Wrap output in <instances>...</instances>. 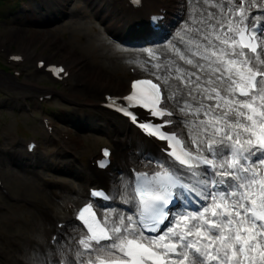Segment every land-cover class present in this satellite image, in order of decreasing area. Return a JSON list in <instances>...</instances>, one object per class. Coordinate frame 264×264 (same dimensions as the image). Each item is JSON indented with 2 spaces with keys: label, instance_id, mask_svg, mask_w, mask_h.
<instances>
[{
  "label": "rangeland",
  "instance_id": "rangeland-1",
  "mask_svg": "<svg viewBox=\"0 0 264 264\" xmlns=\"http://www.w3.org/2000/svg\"><path fill=\"white\" fill-rule=\"evenodd\" d=\"M114 1L106 0L108 5ZM47 4L57 11L56 15L51 14V24L45 23V16L51 13ZM188 5L185 20L176 37L162 47L141 48L136 51L120 46L117 39L119 31L110 30L103 19L106 10L98 12L86 0H70L67 7L58 6L53 0H25L18 15L6 17L8 24L0 25V46L8 51L31 55L36 53L51 62H65L67 65L77 58L84 63L83 73L74 74L69 87L60 88L67 97H60L47 107L49 113H52V109L56 111L54 117H60L56 123L58 131H67L72 136L68 147L74 155H68L64 151L56 153L62 144L55 138L50 139L42 128L39 118L45 107H39L36 103L35 113L16 116L10 104L16 96L41 93L35 89L45 90L51 85L50 80L35 72L34 60L26 63L21 82H12L3 72H9L2 63L3 55L6 54L0 52V98L7 101V106L0 107V160L5 182L18 200L9 202L0 194V208L5 207L4 210L0 209V264H38L42 258V250H49L48 236L54 227L51 223L71 217L80 198L81 202L84 200L79 191H84L88 185H97L79 176L84 173L94 176L89 168L88 157L97 154L101 145H111L115 137L110 121L95 111L88 102L94 100L85 94L91 91V81L103 86L101 95L123 93L130 79L129 67L138 66L143 74L159 78L164 83L169 105L176 114L179 113L175 104L178 100L185 106L199 108L204 104L211 103L214 106L219 102L222 107H212L213 116H223L224 111H228L234 114V119L226 118L227 121L238 118L243 121V116L238 117L236 113L239 105L231 103L234 99L238 101L234 90L228 91L231 83L225 85L220 78L238 75L240 69L244 68L241 63H231L232 60L241 61L232 40L227 44L222 43V40L232 38L228 28L237 26L236 23L229 25L226 21V16H233L235 9L230 12L223 0H188ZM105 8L107 9V5ZM56 17L61 19H55ZM11 33L17 37V41L12 44L3 41V37ZM49 43L53 45L50 48L56 47L60 52L44 49ZM233 52L236 53L235 56ZM225 69L231 71L225 72ZM196 71L206 76L208 87L196 81ZM124 77L125 86L119 88L116 82ZM26 82L34 85L33 89L27 87ZM214 87L226 90L227 95L222 97L230 103L226 104L221 97L211 100ZM95 101H101V97ZM63 107L67 109V113L62 115L59 108ZM216 109L221 112L220 115L216 113ZM182 117L180 126L185 130L190 146L195 149L189 136L192 130L188 126L189 120L197 116L191 114L189 117ZM111 122L124 130L121 121L112 119ZM196 125L193 131L196 135H202L199 119ZM231 131L235 136L239 134L241 139L245 138L239 130ZM131 135L135 144L141 146L138 138ZM31 138L39 139L43 147L36 158L27 156L22 148V141ZM12 162L15 164L12 165ZM115 207L110 208V211ZM47 212L53 216L50 226L46 222ZM52 260L53 264H57L54 258Z\"/></svg>",
  "mask_w": 264,
  "mask_h": 264
},
{
  "label": "snow or ice",
  "instance_id": "snow-or-ice-1",
  "mask_svg": "<svg viewBox=\"0 0 264 264\" xmlns=\"http://www.w3.org/2000/svg\"><path fill=\"white\" fill-rule=\"evenodd\" d=\"M238 12L242 15L237 21L235 35H247L250 42L264 40V29L258 31L259 25L249 27L245 23L247 17L243 15V7ZM228 31H233L231 26ZM229 40L233 44L236 42L229 37L222 40V43L227 44ZM243 47H249V44H244ZM250 50L256 52L255 47ZM235 55L233 52V56ZM239 55L244 56L245 53L241 51ZM259 59L257 53L256 60ZM231 63L251 65L252 60L246 58L241 61L232 60ZM230 71L231 69H225V72ZM249 72L264 75L259 67H250ZM238 75L239 81L232 79L230 75L227 77L231 80L228 91L232 92L233 85H236L240 95L250 99H234L231 103L247 108L253 114L237 111V116H244L247 121L242 123L239 118L227 121L228 111H224L223 116L215 119L217 124L224 121L226 127H212L211 131L205 128L206 138L199 142L193 141L195 152L184 148L175 134L170 135L162 130L170 121L165 120L159 125L139 122L137 114L128 111L127 106L119 109L138 123L148 135L167 141L162 151L168 156L189 169L201 166L206 168L199 174L201 178L192 189H186L184 185L180 191L174 192L179 181L170 171L172 166L166 160L157 161L161 165L159 170L151 175L140 173L137 176L132 193V199L136 203L135 216L125 217L121 214L112 221L111 214L106 210L101 226L92 206L84 207L79 212V219L87 228L84 237L79 239V245L83 249L78 251V255L82 257L81 264H184L185 261L188 264H210L212 260L216 264H264V223H257L258 220L264 221V179L259 176L261 169H264V80L259 81L260 88L257 89L255 82L242 83L245 78L242 74ZM220 78L223 79V76ZM248 81H252V75L248 77ZM141 84L149 85V90L142 97L144 103L141 106L161 120L163 116L170 115L166 109L148 108L149 104L156 105L161 97L158 96V90L152 91L157 89V85L150 81H136L132 88L135 90ZM135 98L133 92L126 100L132 102ZM257 101L260 103L257 104ZM112 103L114 105L115 101ZM225 103L230 102L225 99ZM210 107L221 108L222 105L218 102ZM235 128L249 135L242 140L236 134L234 139L231 129ZM173 140L176 144H181L179 152L173 146ZM191 174L198 175L195 171ZM229 177L235 182H229ZM193 189H196L201 200L208 203L194 207L191 211H178L183 207L181 198L191 203L186 191L190 193ZM86 214H91V222L86 219ZM165 219H168V225L158 237L145 235V231H158L157 225ZM181 227L184 230L178 231ZM102 240H111L112 243L102 245ZM93 241L98 247H93ZM189 250H194L191 256Z\"/></svg>",
  "mask_w": 264,
  "mask_h": 264
},
{
  "label": "bare ground",
  "instance_id": "bare-ground-1",
  "mask_svg": "<svg viewBox=\"0 0 264 264\" xmlns=\"http://www.w3.org/2000/svg\"><path fill=\"white\" fill-rule=\"evenodd\" d=\"M54 3L56 5H60L62 6V2L64 3V6L67 7L70 4V0H53ZM87 3L89 2V4L91 5V7L98 11L101 12L102 10H106L103 14V19L107 22L108 24V28L112 31H119L120 33L123 32H127L128 28L130 26H132V22H130L129 24L126 23L125 19H129V16L126 15V13L124 12V3H121L120 5V1L122 0H115L113 4H109L108 2H106V0L104 1H100L99 2H93L95 0H86ZM229 4L231 5H235V6H240V7H253L256 6L258 7L261 4L262 0H228ZM49 6V9H51V13L47 14L45 17V23L47 24H51L53 21V18L51 17L53 15H56L57 11L52 10L51 6L49 4H47ZM107 5V9L105 8V6ZM242 5V6H241ZM121 6V7H120ZM64 7V8H65ZM263 7V6H262ZM252 9V8H250ZM257 10V9H256ZM47 12V11H46ZM173 14H178L181 15L180 12H177V10L173 9L172 10ZM236 14L234 13V16ZM232 15H227L226 16V21L229 23V25L235 23V21H239L240 18L237 17V15L234 17ZM55 19H61L60 17H56ZM138 20V19H135ZM134 20V21H135ZM257 21L263 22L264 23V18L263 19H257ZM231 22V23H230ZM39 32H43V31H39ZM38 31H36V33H39ZM13 33L8 34L6 36H4V40L8 42L9 44L15 43L17 41V37L16 36H12ZM35 34V33H34ZM33 37V36H32ZM30 37V38H32ZM30 40V39H29ZM230 41V40H229ZM29 41H26V43H28ZM50 46H53L51 43L47 44L46 47L44 49H51L53 51H56L57 53L60 52V49L56 48V47H52L50 48ZM3 47V46H2ZM44 49L42 51V53L44 52ZM68 58V57H66ZM262 61L264 63V56L262 57ZM75 62V63H74ZM73 63H71L70 65L76 64V68L74 70V74L75 72L78 73H83V64L80 60V58L75 59ZM238 68L240 66H237ZM237 76V75H236ZM236 76L234 77L235 80ZM125 80L126 78H121L119 80H117L116 84L119 88H123L125 86ZM223 84L225 85H229V83H231V80L228 81V79L226 77L223 78L222 80ZM91 85V91L86 92L85 94L89 95L92 99H94L93 101H88L91 104H100L102 102H104V100L101 101H95L96 98H98L99 96L101 97V92L103 91V86L100 85L99 83H94L92 82ZM27 87H31L33 89L32 85L30 82H26L25 83ZM215 88V87H214ZM35 90L37 91H42L39 88H36ZM128 90V89H127ZM122 93H115V95H119ZM123 95V94H122ZM213 96V97H212ZM211 96V100L213 99H217L218 96L216 94L213 93V95ZM176 106L179 109V115L181 116H185V117H189L191 114L192 115H196L197 118H191L189 120L190 125L188 126L189 129H191L192 131L189 132V136H191L192 139V144L193 141H197L199 142V139H203L206 138L207 133L204 131L205 128H208L211 131L212 127H219L220 125H223L226 127V124L223 123V121H220L219 124H217L216 121V116H213V109L212 107H210L208 104H210L211 106H213L211 103L208 104H204L202 108L195 107L192 105H183L179 100L175 102ZM240 112V111H239ZM207 113V115H206ZM244 118V116H243ZM199 119V124L202 125L201 128V133L202 135H196V133L193 131V129H196L197 125L196 122ZM245 119V118H244ZM242 123H244L242 121ZM111 127L113 128L112 131L114 133V137L116 139L115 144H116V152L114 153L115 156V161H116V169L113 173L109 174V175H103V176H97L96 179L91 176V174H87L84 173V175H80L79 177L82 179H87L90 182H97L100 183L104 186H106L107 188H109V190L115 195L116 197V202H117V209L115 211L112 212V214L115 215H120L121 210H124V213L126 215H124L125 217L128 216V214H130L135 206V202L132 199V192L131 189L129 187V174L127 172L128 167H130V165H134V159L133 157L136 155L138 157V163L140 166H145V165H152L153 163L157 164V161H159V157L156 153L151 152V150L149 148H153L152 145H150L148 142H146L143 138H141V146H137L135 144V142L133 141L134 139L132 138L131 132L127 129L124 128V130H121L120 127H118V125H116L115 123L111 122L110 123ZM223 127V128H225ZM235 130H239L240 132H242L243 135H249L247 132H244L243 130L239 129V128H235ZM233 136L235 137V135L233 134ZM142 143L146 144L147 146L143 145ZM207 153V152H205ZM151 161V163H150ZM199 173H203V172H199ZM198 173V174H199ZM261 178L264 179V169H261ZM201 176L197 175V176H190L189 177V181L192 183V185L196 184L197 180L200 179ZM255 187V186H254ZM79 194L83 197V198H87V196L85 195V191L80 190ZM254 198H258V197H254ZM79 200V199H78ZM81 200V198H80ZM79 200V201H80ZM124 204H128V206H125ZM47 216L48 219L46 220L47 225L50 226L51 220L53 221V216L47 212ZM212 219H216L215 217H212ZM56 220H54L51 223V226H53L55 224ZM61 222H65L66 226L64 228H62V233L63 235L61 236V238L59 239V242L56 244L55 246V251H56V256L58 257H63L67 260L68 264H73V262L78 261V247L72 243V240L75 237L81 236L82 234V230L81 229H76L73 226L74 221L71 218H68L67 220L61 221ZM125 223H127V220L125 219ZM54 230H56V227H54ZM212 251L214 252L215 249L213 248ZM39 251H37L38 253ZM55 257V253L54 250L49 248V250H46L45 248L42 250V258L41 260L38 262V264H53V258ZM81 261V260H80Z\"/></svg>",
  "mask_w": 264,
  "mask_h": 264
},
{
  "label": "trees",
  "instance_id": "trees-1",
  "mask_svg": "<svg viewBox=\"0 0 264 264\" xmlns=\"http://www.w3.org/2000/svg\"><path fill=\"white\" fill-rule=\"evenodd\" d=\"M5 1L0 8H7L9 12L14 13L18 9L21 8V4L19 0H3Z\"/></svg>",
  "mask_w": 264,
  "mask_h": 264
}]
</instances>
